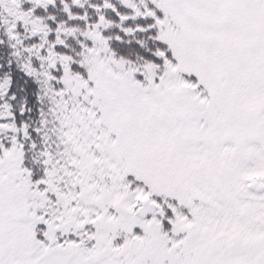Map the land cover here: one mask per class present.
Instances as JSON below:
<instances>
[{"label":"snow or ice","instance_id":"1","mask_svg":"<svg viewBox=\"0 0 264 264\" xmlns=\"http://www.w3.org/2000/svg\"><path fill=\"white\" fill-rule=\"evenodd\" d=\"M0 264H264V0H0Z\"/></svg>","mask_w":264,"mask_h":264}]
</instances>
